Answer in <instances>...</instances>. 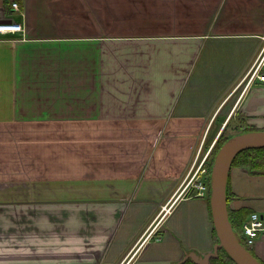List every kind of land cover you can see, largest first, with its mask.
Returning a JSON list of instances; mask_svg holds the SVG:
<instances>
[{
    "label": "crops",
    "instance_id": "0c3cea01",
    "mask_svg": "<svg viewBox=\"0 0 264 264\" xmlns=\"http://www.w3.org/2000/svg\"><path fill=\"white\" fill-rule=\"evenodd\" d=\"M10 20L0 264L206 263L218 237L185 181L221 117L264 130V83L229 101L264 46V0H0ZM227 181L230 208L264 221V173ZM250 249L264 264V233Z\"/></svg>",
    "mask_w": 264,
    "mask_h": 264
},
{
    "label": "water",
    "instance_id": "95a60500",
    "mask_svg": "<svg viewBox=\"0 0 264 264\" xmlns=\"http://www.w3.org/2000/svg\"><path fill=\"white\" fill-rule=\"evenodd\" d=\"M264 146V131H249L231 137L216 155L211 171L210 215L218 243L213 251L204 258L206 264L211 256L222 247L237 264H261L235 237L228 218L226 184L230 163L242 149Z\"/></svg>",
    "mask_w": 264,
    "mask_h": 264
},
{
    "label": "trees",
    "instance_id": "16d2710c",
    "mask_svg": "<svg viewBox=\"0 0 264 264\" xmlns=\"http://www.w3.org/2000/svg\"><path fill=\"white\" fill-rule=\"evenodd\" d=\"M229 120L225 123L223 129L219 133L216 138V141L210 151L209 154V163H208V209L210 212V198H211V171L212 167L216 158L217 153L221 149V147L226 143L231 137L236 136L241 133L253 131L254 127L249 126L243 120H240L241 127L238 131L232 134H225L224 131L226 130L227 126L229 125ZM253 128V129H252ZM232 166L244 167L247 171L251 173H264V146H257V147H250L240 150L235 154L233 157L230 168ZM226 199H227V209H228V218L232 230L235 234L236 239L238 240L239 244L246 248L253 256L252 250L247 247L244 236L242 234V224L246 217L251 213V210L245 207H237V208H230L231 203V195L228 191V181L226 184ZM214 229V228H213ZM215 231V230H214ZM216 233V232H215ZM255 257V256H254ZM178 264H199L196 263L194 260L190 258H186L182 262ZM208 264H237L230 255L222 248L219 247L217 250V254L215 256H211L209 258Z\"/></svg>",
    "mask_w": 264,
    "mask_h": 264
},
{
    "label": "built area",
    "instance_id": "2783aa9c",
    "mask_svg": "<svg viewBox=\"0 0 264 264\" xmlns=\"http://www.w3.org/2000/svg\"><path fill=\"white\" fill-rule=\"evenodd\" d=\"M11 7L17 9L19 4L15 1L11 3ZM24 26L19 21H0V35L6 34H23ZM249 75L248 83L253 79L264 83V47L260 51L256 61L252 67L247 72ZM210 149L203 157L202 161L196 168L193 175V196L206 197L208 193V167H207V157ZM242 234L244 236V241L247 246H251L256 239L264 233V221L263 218L257 212H251L242 224Z\"/></svg>",
    "mask_w": 264,
    "mask_h": 264
},
{
    "label": "rangeland",
    "instance_id": "374dc122",
    "mask_svg": "<svg viewBox=\"0 0 264 264\" xmlns=\"http://www.w3.org/2000/svg\"><path fill=\"white\" fill-rule=\"evenodd\" d=\"M247 80H248V77L244 76V78L239 83V87L236 86L237 90L234 93L233 97H231V99H229L230 103L235 101L238 98V96L241 94V92L243 91V89L245 87V84L247 83ZM236 115L239 116L240 114L237 113ZM238 116H234L230 120L229 125L227 126L226 130L224 131V135L235 133V131H238L240 128H242ZM222 122H223V117H221L220 120L218 119L215 122V125L210 130L211 133L209 132L207 137H204L203 141H201L198 154L196 155L195 163H194V165H192L191 169L189 170V172L187 174L188 176H187L186 181H185V185H189V188H190L191 184H193V182H194L193 180H195V179H193V175H194V172L196 171L197 166L202 161L205 154L208 152V150L213 145L214 140L217 138V136L221 132V128L220 129H218V128L221 126ZM253 131H259L260 132V131H264V130L254 128Z\"/></svg>",
    "mask_w": 264,
    "mask_h": 264
}]
</instances>
